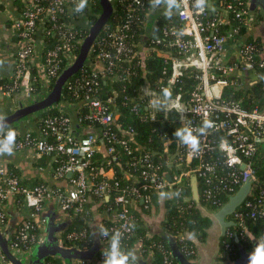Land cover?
Instances as JSON below:
<instances>
[{
  "label": "built area",
  "instance_id": "2783aa9c",
  "mask_svg": "<svg viewBox=\"0 0 264 264\" xmlns=\"http://www.w3.org/2000/svg\"><path fill=\"white\" fill-rule=\"evenodd\" d=\"M94 1L88 0L83 12L76 13L73 9L78 0H23V7L12 19L19 48L14 56V70L10 79L12 85L5 87L7 95L19 91L23 101L32 103L44 92L51 91L64 69L77 57L73 53L86 38L82 31L88 30L90 26L88 17L92 13ZM107 2L112 7L114 4L123 7V19L115 27L102 28V36L95 43L96 63L90 65L92 71L88 73L83 67L79 70L81 75L68 79L62 88L74 96H82L81 104L87 113L83 118H78L79 125L83 120L89 121L101 127V131L97 135L82 134L77 137L70 117L62 114L37 116V131L14 130L16 137L12 153H26L38 159L49 157L53 160L58 156L66 158L64 164L53 170L56 179L62 180L67 174L71 175L66 181V187L47 184L25 186L0 164V228L8 222L7 207L11 200L28 211V217L18 224L8 240L9 251L17 257L30 252L41 241L46 223L42 213L47 204H52L64 214L70 211L78 213L82 205L93 196L100 202L111 201L109 208L102 213L110 224L98 227L102 250L98 264H104L106 257L103 253L108 251L113 233L120 234L121 249L129 251L128 241L136 229L133 209H136L138 202L143 210H149L152 193L159 194L167 189L180 193L189 185L192 177L202 184L201 190H198L199 202L202 199L213 206L220 205L219 196L231 197L245 183H251L247 198L230 218L242 227L246 220L264 222V180L257 179L254 169V159L264 147V111L258 108L246 109L240 102L223 98L224 91L229 87L240 89L245 83L255 84L258 77L256 67L264 69V58L257 61L261 54L255 45L234 41L239 27L231 25L225 34L220 31L229 23L230 14L232 20H242L246 5L244 0H222L219 6L213 4L217 10L212 13L207 6L203 12L196 10L193 7L194 0H182L180 10L174 11L179 25L167 24L155 42V46L160 47L158 52L164 57V63L170 65V73L162 84L152 88L146 83L140 89L146 117L156 121L159 115L166 118L174 114L179 128L190 129L198 138V149L193 151L174 134L166 137L163 140L162 156L155 160L153 154L142 152L135 157L131 167H139L140 176L124 174L131 184L114 194L107 182L95 183L88 174V171H93V159L98 151L101 152L102 146L109 166L115 160L116 144H120L128 154L131 152L128 140L117 139L112 130L119 116L116 101L112 97L99 98V86L101 81L107 79L127 82L135 73L130 70L116 72L119 64L130 62L139 55L142 65L146 59L142 55L147 52L152 54L153 49L135 52L129 40L133 38L135 27L145 25V18L141 16L145 6L149 5L153 11L163 8V5L153 8L150 0ZM237 43V49L231 52L232 44ZM225 44L229 46L227 50ZM37 45H44L43 56L39 61L35 57ZM90 49H93V45ZM64 59H67V63L63 67ZM231 60L233 62L230 63ZM35 63L38 70L42 71L46 86L49 88L51 85V89L46 87L39 93L35 91L37 76L31 74ZM249 71L255 75L251 82L240 76ZM163 74L166 75V71ZM184 78L188 79L189 85L185 91ZM164 88L170 89L172 93L167 107L162 103ZM156 102L160 103L159 107L154 106ZM131 110L138 112L136 106ZM205 122L211 126L205 128ZM122 133L133 138L132 129ZM166 175L170 176V181ZM103 177L113 180L114 169L109 167ZM115 186L119 187L117 183ZM208 216L213 219L212 215ZM103 230H107V235H102ZM178 238L184 240L186 255H194L195 239L187 234L179 235ZM86 239L87 232L82 230L62 234L59 243L65 247V242ZM261 241L264 244V237ZM61 264L66 263L62 261ZM68 264L90 262L72 260ZM158 264H173V260L164 253Z\"/></svg>",
  "mask_w": 264,
  "mask_h": 264
},
{
  "label": "trees",
  "instance_id": "16d2710c",
  "mask_svg": "<svg viewBox=\"0 0 264 264\" xmlns=\"http://www.w3.org/2000/svg\"><path fill=\"white\" fill-rule=\"evenodd\" d=\"M211 1L215 6H219L221 3L220 1L222 0ZM244 2L246 5L243 8L245 14L242 17V20L234 21L232 20V15L230 14L228 17L229 23L223 26L220 31L222 34H225L229 26L232 25L234 27H239V33L234 37V41H239L240 44L252 43L255 45L257 52L261 54V57H257V61H260L261 58H264V50L261 42L251 38L247 39L245 42L244 36L246 35L248 26L251 22L248 21V0H244ZM112 8V15L109 21L104 25L106 27H115L123 19V7L114 4ZM101 13L102 8L98 0H95L92 7V13L88 17L89 24L93 25ZM141 16L145 18V25H139L134 28L135 33L133 38L129 40V44L137 53L147 52L153 49L152 54L144 60V70L141 67V57L139 55L131 59L130 62H121L119 64V68L116 69V72L130 70L135 74H133L130 79L124 83L120 82L119 79L114 81L110 79L101 81L98 91L99 98L104 99L107 97H112L115 99L119 116L116 120L115 126H112V130L115 132L117 139L128 140V148L131 151L128 154L120 144H116V152L114 155L115 160L112 161L110 166L107 165V156L102 152L98 151L93 159V171H88V174L93 177L95 183L107 182L110 185L112 194L118 192L120 188L127 187L131 184L130 180L125 179L124 174L128 173L137 177L140 176V168L137 167L135 169L134 167H131V163L134 161L135 157L140 155L142 152H149L154 155L155 160H158L162 156L163 140L166 137H172L179 128V124L174 114H169L166 118H164L162 115H159L156 121H150L146 117V111L144 110L143 105L144 102L139 95L141 87L146 83H148L152 88L156 87L157 85L162 84L169 75L170 65L164 63V57L158 52L160 47L155 46V42L158 38H160L162 35V30L167 24L179 25V23L176 21L174 14L170 18L167 17L165 14L164 5L160 11H153V9L147 5L142 11ZM151 16L153 17L151 18ZM101 31L93 43V49H90L88 54L90 63L88 62L89 65L84 67V70H86L88 73H90V71L93 69L90 67V65L96 63L95 57L97 48H95V43L98 38H101ZM88 33L89 31L87 29L82 31L83 36H87ZM239 43L232 44L231 50H236ZM43 50L44 45L36 46L35 57L37 58V61L42 58ZM79 51L80 45H77L73 54L78 56ZM231 62H233V60H231L230 63ZM66 63L67 59H64L63 67L66 65ZM164 71H166V75L163 74ZM256 73L261 78L257 79L255 84L250 85L249 83H245L243 88L240 89L229 87L224 91L223 98L240 102V104L246 109L258 108L259 110L264 111V69L260 70L256 67ZM31 74L33 76H37V81L34 83V87L36 89L35 91L39 93L47 86L42 74L39 72L36 66V63ZM80 75L81 71H78L69 79L78 78ZM183 83L185 85V91L187 89L188 79L184 78ZM3 84L5 87L12 85L11 80L5 81ZM51 87L52 86L50 85L49 88L47 87V89H51ZM81 100V95L74 96L68 91L62 90L58 105L62 104L78 106V118L80 119L83 118L87 113V110L81 104ZM133 106L137 107V113H134L131 110ZM42 112L43 113L41 115L37 116H58L60 114L68 116V114L58 106H51ZM37 116L35 120L37 124H39V118H37ZM80 127L83 128V135H97L102 129L97 124H93L85 120H83V122L80 124ZM11 129L15 130V128ZM127 129L133 130L132 139L126 134L122 133V131ZM38 162V166L43 167L47 164L50 165L53 171L56 167L64 164L66 162V158L64 156H58L52 160L49 157H43L40 158ZM109 167L113 168L115 171V178L113 180H107L105 177H103L104 173L109 169ZM6 169L9 174L19 178L16 171L12 170L10 167H7ZM254 169L257 179L263 181L264 149H262L260 155L254 159ZM167 171L170 172L169 170ZM138 182L140 185L139 178ZM116 183L119 185V187L115 186ZM197 185L198 190L200 191L202 187L200 180H198ZM175 192L176 191H171L170 189L164 190L163 193L166 194L164 197H161L160 193H152V204L149 210H143L141 206L139 211H136L135 208L133 209L136 219V229L133 233V236L128 241V250L130 251L132 249L134 243H139L141 255L144 258L146 255H152L154 258L153 264H158L164 253L170 256V250L167 242L164 239L160 238L155 233H151L150 229L142 227V221L144 220V216H151L153 212L158 210L161 198H163V211L160 221L161 230L166 231L174 237L187 234L189 237L195 239L199 243H205L207 241L208 231L213 225V219L206 215L202 208L205 207L210 213H215L222 206H224L230 198V196H219L218 198L220 199V205L217 206H213L202 199L199 203H196L193 201V199H191L192 192L190 182L188 186L183 188V190L178 193V195ZM110 203L111 201L104 200L100 202L97 198L92 196L90 197L89 202L82 205V208L78 213H74L72 211L66 213L69 217H72L74 221L64 230L63 235L69 232H79L85 230L87 232V239L85 241L78 242H65L64 246L67 248H76L79 251L91 250L95 246V238L98 237V227L110 224L108 218H102V220L98 223L95 222L97 216L109 208ZM137 204H139V202ZM227 232L229 234L226 233L224 236L219 237L217 259L222 260L226 258L228 262L234 263L240 258V250L245 251L247 254H250L254 251V244L250 236L256 240H261L264 237V222L262 220H246L244 227L236 224L234 227H229ZM177 243L179 249L188 260H194L196 258L195 254L191 256L186 255L184 240L181 241L178 238ZM189 245L191 244L189 243ZM100 251H102L101 248L97 250L96 255L91 260L87 261H89L90 264H98V257L101 253ZM46 262L61 264L62 260L58 258H48ZM173 264L176 263L173 261Z\"/></svg>",
  "mask_w": 264,
  "mask_h": 264
},
{
  "label": "crops",
  "instance_id": "0c3cea01",
  "mask_svg": "<svg viewBox=\"0 0 264 264\" xmlns=\"http://www.w3.org/2000/svg\"><path fill=\"white\" fill-rule=\"evenodd\" d=\"M9 1L11 0H0V42L2 41L0 43V117L8 116L13 109L19 108L20 104L25 105L22 103L24 99L21 92L13 91L9 95H7V93L5 92V85L3 84L5 81H10V79L12 78V74L14 70L13 53L16 51L18 42L15 37L14 31H13L14 37H12V34L11 35L9 34L8 30L5 29L2 23L5 21L10 22L11 19L15 18L18 15L19 10L23 7V3H22L23 0H17V4L15 5H18V8L14 7L13 9L9 5ZM262 1L264 0H248L247 2V7L249 6L248 10L253 12L254 11L259 12V17L256 18L254 15L248 16V21H250L251 23L248 26L244 38H245V42L249 38L260 41L264 50V2ZM5 39L7 40L4 41ZM3 41L5 43H3ZM2 43L4 44V46H2ZM230 51L234 52L235 49ZM149 56H150L149 52L144 53V55H142L144 59L148 58ZM240 76L245 77V79H247L248 81H252L255 78L254 72L251 71L246 72L245 74H241ZM257 76H258L257 79L261 78L259 75ZM26 104H30V103L27 102ZM61 106L63 105L60 104V107ZM77 116H78V111H77ZM71 125L73 131L75 132L74 135L78 137L83 134V128L80 127L78 123V119H77V127L73 126L72 121H71ZM14 128L20 132L37 131V122L35 120L34 115L28 119H25L24 125L19 124ZM100 150L102 152L103 147H101ZM38 160L39 159L34 155H28L26 153H17V154L12 153L11 155H7V154L0 155V164L4 165L6 168L10 167L12 170L16 171L23 185L34 186L36 184L45 183L52 187L65 188L67 185L66 182L67 179L64 178L60 180L54 178L53 171L50 165L47 164L46 166L43 167L38 166L39 163ZM162 200L163 198H161L160 200L158 210L153 212L151 216L143 215L144 220L142 221L143 222L142 227L150 229L151 233H155L157 235L161 231L160 221L163 211ZM137 210L138 211L140 210V204H137L136 211ZM7 215H8V222L6 226L0 228V232L6 234L9 240L15 233L18 224L28 217V211L22 206L15 205V202L11 200V202L8 204L7 207ZM42 216L46 221L43 237L41 241L30 252H27L23 256H20L21 258H25L26 256L30 255L33 252V250L44 241L47 235L45 231H46V225L48 223L54 228H59V231L56 234L59 241V238H61L62 234L64 233V230L74 221L72 217H69L68 214H64L60 212L52 204H47L46 209L42 213ZM102 218H107V217L100 214L97 216L95 222L97 223L100 222ZM229 220L231 221L230 217L226 219V221ZM216 227H218L219 229L218 232L219 236L216 242H212L211 240L212 233H214V229ZM228 229L229 228H227V230ZM220 236H221L220 227L213 219V225L208 231L207 241L205 243H199L198 241L195 240L194 245H195L196 258L194 260H189L191 264H234L228 262L226 258L222 260L217 259L218 241ZM172 237L175 239L176 242H178V237H174V236ZM255 242L256 245H264L261 240L255 239ZM96 244L98 249L101 248V243L98 237L95 238V245ZM254 250H255V246H254ZM130 251H132L136 256L135 264H153L154 258L152 257V255H146L145 258L141 255L139 243L137 242L134 243ZM32 260L34 261V259ZM174 262L177 264L176 261ZM0 264H8L3 260L2 255L0 257Z\"/></svg>",
  "mask_w": 264,
  "mask_h": 264
},
{
  "label": "water",
  "instance_id": "95a60500",
  "mask_svg": "<svg viewBox=\"0 0 264 264\" xmlns=\"http://www.w3.org/2000/svg\"><path fill=\"white\" fill-rule=\"evenodd\" d=\"M98 2L102 8V13L99 15L95 23L88 27L89 33L81 42L78 56L73 59L70 64L64 69L60 77L56 80L51 91L44 92L42 96H40L36 101L30 104L22 102L25 105L20 104L19 108L13 109L8 116L4 117V124L6 125V129L14 128L19 124L24 125L25 119H28L38 112H41L51 106H58L64 83L83 67L89 65L87 59L90 48L95 42L103 26L109 21L113 12L112 5L107 2V0H98ZM208 5L210 6H207V9L211 13L217 10V8L213 6L211 0H208ZM152 17L153 16H151V18ZM224 48L227 50L229 46L225 44ZM141 67L144 70V62L142 63ZM39 72L42 74L41 70H39ZM77 108L78 106L74 105L61 106V109L70 116L74 127H77ZM102 147V153L104 154V146ZM70 177L71 175L67 174L65 178L69 179ZM166 178L168 181H170L169 175H166ZM190 184L192 199L194 202L199 203L197 179L195 177H192ZM250 188L251 183H245L237 191V193L231 196L228 202L215 213L211 214L205 207L202 208L203 212L207 215H212L215 222L219 225L221 236L225 235L227 228L234 227L236 225L233 221H226V219L230 217L238 207L241 206V204L247 198ZM58 231L59 228H54L48 223L46 225L45 231L47 235L44 241L39 246H37L30 255L26 256L25 258L17 257L9 251L8 237L6 236V234L0 232V253L4 257L3 260L8 264H42L45 259L49 257H55L68 264L72 260H91L96 255L98 250L97 244L88 251H79L76 248H67L60 246L58 238L56 236ZM158 236L167 242L172 260L176 261L177 264H191V262L187 260L183 253H181L177 242L169 233L161 230L158 233ZM250 237L256 248L257 245L255 239L252 236ZM32 259H34V261ZM248 259L249 254H247L243 250H240V258L236 262H234V264H248Z\"/></svg>",
  "mask_w": 264,
  "mask_h": 264
},
{
  "label": "clouds",
  "instance_id": "9594fccd",
  "mask_svg": "<svg viewBox=\"0 0 264 264\" xmlns=\"http://www.w3.org/2000/svg\"><path fill=\"white\" fill-rule=\"evenodd\" d=\"M88 0H78L74 7L76 13H82L87 7ZM150 4L153 8L157 5H164L165 14L167 17H171L174 11H179L181 8L182 0H150ZM208 5V0H194L193 7L203 12ZM162 95L164 97L163 106L167 107L171 99V90L168 88L162 89ZM154 106L159 107L160 103H153ZM208 122H205L204 127H210ZM4 124V117H0V155H11L15 144L16 133L11 128H7ZM203 130V128H202ZM174 135L179 138L180 142L190 147L193 151L198 149V138L192 134V131L188 128H178ZM166 194L161 192L160 196L164 197ZM178 195V193H177ZM102 235H107V230L102 231ZM106 257L104 264H135L136 256L132 251H123L120 247V234L115 232L110 238V244L108 251L103 253ZM248 264H264V245H257L255 250L249 254Z\"/></svg>",
  "mask_w": 264,
  "mask_h": 264
},
{
  "label": "flooded vegetation",
  "instance_id": "af4514ba",
  "mask_svg": "<svg viewBox=\"0 0 264 264\" xmlns=\"http://www.w3.org/2000/svg\"><path fill=\"white\" fill-rule=\"evenodd\" d=\"M23 3V2H22ZM15 4H17V0H11V1H9V5L11 6V8L13 9L14 7L15 8H18V5H15ZM20 4H21V2H20ZM3 25H4V27H5V29H7L8 30V32H9V34L11 35L12 34V37H14V33H13V28H12V19H11V21L10 22H3L2 23ZM7 39H5L4 41H6ZM3 41V43H5ZM2 42V41H1ZM0 42V43H1ZM2 43V46H4V44ZM18 46H19V44H17V49H16V51L13 53V55L15 56L16 55V53H17V50H18ZM15 49V48H14ZM14 60V59H13Z\"/></svg>",
  "mask_w": 264,
  "mask_h": 264
},
{
  "label": "rangeland",
  "instance_id": "374dc122",
  "mask_svg": "<svg viewBox=\"0 0 264 264\" xmlns=\"http://www.w3.org/2000/svg\"><path fill=\"white\" fill-rule=\"evenodd\" d=\"M262 2H264V1H262ZM249 5V4H248ZM248 8H249V6H248ZM248 15L250 16V15H254L256 18H258L259 17V12H257V11H250V10H248ZM23 102H25V101H23ZM43 112L41 111V112H38L37 114H35L34 115V117L35 116H37V115H41ZM262 149H264V147L262 148ZM218 232H219V229H218V227H216L215 229H214V233H212V242H216L217 241V239H218ZM0 257H1V253H0ZM49 258H55V257H49ZM48 259V258H47ZM47 259H45V261L43 262V263H45L46 262V260Z\"/></svg>",
  "mask_w": 264,
  "mask_h": 264
}]
</instances>
